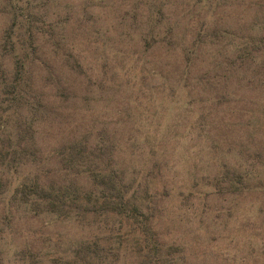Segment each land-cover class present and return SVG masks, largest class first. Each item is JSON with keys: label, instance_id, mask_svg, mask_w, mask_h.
Masks as SVG:
<instances>
[{"label": "rangeland", "instance_id": "rangeland-1", "mask_svg": "<svg viewBox=\"0 0 264 264\" xmlns=\"http://www.w3.org/2000/svg\"><path fill=\"white\" fill-rule=\"evenodd\" d=\"M29 1L32 99L41 102L29 151L38 161L0 166V264H264V0H157L165 17L153 38L140 0ZM5 2L0 44L12 16ZM243 36L258 50L230 65L240 53L230 44ZM13 63L0 51V75ZM4 120L0 112V149ZM85 138L113 155L143 211L154 212L158 262L116 220L80 225L11 196L33 177L93 189L56 152ZM227 171L246 177L238 192Z\"/></svg>", "mask_w": 264, "mask_h": 264}, {"label": "trees", "instance_id": "trees-1", "mask_svg": "<svg viewBox=\"0 0 264 264\" xmlns=\"http://www.w3.org/2000/svg\"><path fill=\"white\" fill-rule=\"evenodd\" d=\"M5 1L4 8L10 9L12 16L11 24L5 30L0 44V51L2 57L10 55L14 59V65L11 75L10 73L9 76L0 75V112L5 115L3 124L5 138L4 145L0 149V166L15 169L18 164L38 161L35 152L29 149L35 145L34 137L41 102L32 99L34 86L30 80L31 72L29 73L37 58V49L34 47L35 27L31 20L34 17L31 9L35 6H31L29 0ZM140 1L146 2L150 8L149 24L151 26L147 36L153 38L154 34L159 33L160 25L164 20V6L155 5L157 0ZM154 7L156 10H153ZM51 23L52 28L48 35L52 34L50 38L54 37V39L55 36L58 37L59 40L55 42L61 45L64 38L53 32L54 27ZM57 33L60 34L61 31ZM168 33L170 34V30ZM263 38H261L262 42ZM146 40L145 44L148 45L149 39L146 38ZM163 41L162 38L158 39L159 43ZM232 44L239 46L240 53L229 64L238 62V67L243 66L242 62L248 58L252 61L254 52L258 50V47H250L252 44L244 36L242 40H238L237 44L233 42L230 45ZM66 56H71L73 63L81 67V57H73L71 52ZM56 152L63 166L62 169L75 175H87L97 190L93 188L81 193L75 185H70V189L67 190V187L44 184L33 177L32 180L24 181L17 186L14 195H11L13 199L31 207V210L36 213L56 214L64 219H74L80 225L84 223L91 225L101 220L106 222L107 219L116 220L118 228L123 229L126 236H132L136 245L149 248L144 254L147 256V261L158 262L160 260L158 254L162 252L163 244L155 228V214L154 212L146 214L143 211L139 197L134 191L131 192L134 184L127 180L121 170L117 169L113 155L105 153L102 147H90L86 138L64 142ZM244 178L246 177H241L236 171H227L230 192H238L239 185L244 184ZM260 184L262 183L255 185L254 188H260ZM7 190L6 185L0 180V195ZM125 240H127L126 237Z\"/></svg>", "mask_w": 264, "mask_h": 264}]
</instances>
